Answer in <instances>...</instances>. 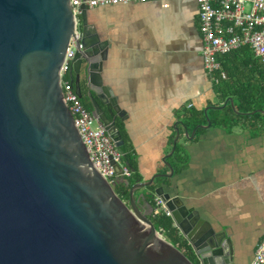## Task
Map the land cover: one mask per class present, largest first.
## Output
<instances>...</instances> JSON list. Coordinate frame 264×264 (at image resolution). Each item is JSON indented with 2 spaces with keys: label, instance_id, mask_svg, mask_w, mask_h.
<instances>
[{
  "label": "water",
  "instance_id": "water-1",
  "mask_svg": "<svg viewBox=\"0 0 264 264\" xmlns=\"http://www.w3.org/2000/svg\"><path fill=\"white\" fill-rule=\"evenodd\" d=\"M80 10L77 27L70 0H0V264H240L226 229L204 220L172 183L155 182L174 177L166 158L175 150L177 127L162 159L167 174L109 184L94 167L60 81L77 29L82 47L67 76L80 98L84 83L91 115L117 148L124 146L122 117L100 74L108 43L90 24L86 5ZM227 102L235 111L231 98L219 108ZM209 126L207 118L200 127ZM120 184L130 186L127 200L114 189ZM155 199L192 260L150 221Z\"/></svg>",
  "mask_w": 264,
  "mask_h": 264
},
{
  "label": "crops",
  "instance_id": "crops-1",
  "mask_svg": "<svg viewBox=\"0 0 264 264\" xmlns=\"http://www.w3.org/2000/svg\"><path fill=\"white\" fill-rule=\"evenodd\" d=\"M88 18L108 43L100 74L140 181L169 173L162 159L177 127L186 163L165 184L204 220L226 229L240 264H249L264 233V136L240 125L210 123L197 131L187 120L191 110L207 114L223 105L203 68L196 0H170L167 8L158 1L90 8ZM185 131H194L193 138ZM171 156L166 161L173 167Z\"/></svg>",
  "mask_w": 264,
  "mask_h": 264
},
{
  "label": "built area",
  "instance_id": "built-area-1",
  "mask_svg": "<svg viewBox=\"0 0 264 264\" xmlns=\"http://www.w3.org/2000/svg\"><path fill=\"white\" fill-rule=\"evenodd\" d=\"M152 1H158L163 8H167L170 0H70V3L78 27L82 4L90 9ZM196 3L202 41V64L212 84L217 82L214 74L220 70L217 58L240 47L249 46L254 57L264 66V0H196ZM79 41L80 32L77 29L75 36L69 41L60 71L64 101L97 171L109 184L128 180L132 173L123 162V153L114 145L103 125L82 105L70 80L66 79L74 54L82 47L78 44ZM115 165L119 167V172ZM159 212L169 216L161 201L155 199L153 213ZM249 264H264V233Z\"/></svg>",
  "mask_w": 264,
  "mask_h": 264
},
{
  "label": "trees",
  "instance_id": "trees-1",
  "mask_svg": "<svg viewBox=\"0 0 264 264\" xmlns=\"http://www.w3.org/2000/svg\"><path fill=\"white\" fill-rule=\"evenodd\" d=\"M217 59L220 62V70L214 74L217 80L212 84L214 92L223 104L228 98H231L235 111L227 102L223 108H210L211 110L207 114L203 110H191L186 113L187 120L197 131H202L200 126L206 124L208 118L213 126L227 129L240 125L251 136H264V66L254 57L249 46L240 47ZM66 79L69 80L68 77ZM80 100L82 105L90 111V105L83 99ZM186 123H184L185 126L188 125V122ZM119 150L123 153L124 164L129 167L132 173L128 180L140 181L135 171L134 159L130 156L127 147L124 145ZM170 158L173 159L172 165L175 172L185 165L187 157L176 144L175 151ZM179 166L181 167L179 168ZM157 180L160 182L167 179ZM152 187L153 185L149 188L152 189ZM119 188L123 190L124 186L121 184ZM116 193L118 194L117 191ZM150 221L167 241L189 259H193L189 244L180 236L168 215L163 212L153 213L150 216Z\"/></svg>",
  "mask_w": 264,
  "mask_h": 264
},
{
  "label": "flooded vegetation",
  "instance_id": "flooded-vegetation-1",
  "mask_svg": "<svg viewBox=\"0 0 264 264\" xmlns=\"http://www.w3.org/2000/svg\"><path fill=\"white\" fill-rule=\"evenodd\" d=\"M87 90H85L84 89V87H83V85L82 84H80V93H81V99H83L85 102H87V104H89L90 105V99H89V97L87 96V92H86ZM102 106V108H104V106L103 105H101ZM129 181V180H128ZM130 185H132L134 182L132 181V180H130ZM121 185V184H120ZM120 185H117V186H115L114 187V189H115V191H117L118 192V194H120V196H122V198L124 199V200H127L128 199V192H129V189H130V186H128V187H126L125 185H123L124 186V189L123 190H121L120 188H119V186ZM140 192H145V189L144 190H142V191H138V193H140ZM150 202H151V204L152 205H154V201L153 200H150Z\"/></svg>",
  "mask_w": 264,
  "mask_h": 264
},
{
  "label": "rangeland",
  "instance_id": "rangeland-1",
  "mask_svg": "<svg viewBox=\"0 0 264 264\" xmlns=\"http://www.w3.org/2000/svg\"><path fill=\"white\" fill-rule=\"evenodd\" d=\"M248 8H249V7L247 6V9H248ZM81 84L84 85V83H83L82 81H81ZM131 180L134 181V179H131ZM157 181H158V180L156 179L155 182H157Z\"/></svg>",
  "mask_w": 264,
  "mask_h": 264
}]
</instances>
